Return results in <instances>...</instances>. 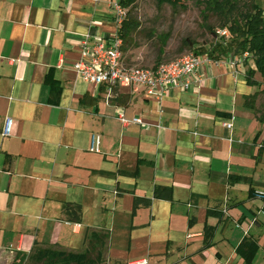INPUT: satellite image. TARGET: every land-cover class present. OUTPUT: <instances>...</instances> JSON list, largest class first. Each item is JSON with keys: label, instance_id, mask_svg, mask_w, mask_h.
<instances>
[{"label": "crops", "instance_id": "crops-1", "mask_svg": "<svg viewBox=\"0 0 264 264\" xmlns=\"http://www.w3.org/2000/svg\"><path fill=\"white\" fill-rule=\"evenodd\" d=\"M110 3L0 0V258L82 253L96 232L109 234L103 264H242L249 237L264 264V125L244 108L258 89L220 62L162 101L107 102L73 65L86 36L115 33ZM156 187L172 188V202L153 200Z\"/></svg>", "mask_w": 264, "mask_h": 264}, {"label": "trees", "instance_id": "trees-1", "mask_svg": "<svg viewBox=\"0 0 264 264\" xmlns=\"http://www.w3.org/2000/svg\"><path fill=\"white\" fill-rule=\"evenodd\" d=\"M138 0H121L123 7L129 10L127 19L123 22L119 29V35L123 39L124 45L129 41L133 33L139 28L140 24L133 19L131 8ZM159 6L169 5L173 8H178L182 5L183 0H153ZM237 0H210L213 9L218 11V14L228 21L224 24V29H228L231 39L225 45L215 43L209 51H195V56L208 55L212 61H220L222 57H227L233 53L236 56H243L248 53L254 62L255 69H248L245 73V82L247 86L257 88L258 92L253 95L244 97V108L251 111H257V100L260 95L264 94V9L255 3V0H250L244 11H239ZM157 67V66H156ZM155 67V68H156ZM260 75L261 80L256 79ZM55 87V86H54ZM52 85V88H54ZM87 98L85 97L81 103L86 105ZM131 101L130 96L118 95L111 100L112 104L120 107H125ZM218 116L229 118V113L217 112ZM257 121L264 125V114L260 113ZM263 150L262 147L258 150V155ZM233 177L229 178L231 182ZM246 180V179H243ZM249 183L248 181H246ZM250 184V183H249ZM173 191L169 187H156L154 190L153 200L172 202ZM250 196L255 195L250 188ZM146 203V201H145ZM147 203H150L148 201ZM213 214L208 211V215ZM78 220V219H76ZM215 228L205 226L204 248L212 246V238ZM108 233L93 232L91 240L88 243L86 251L82 253H74L61 251L55 248H36L32 255L18 253L13 264H24L28 257L31 258L33 264H103V250L107 246ZM259 251V245L253 238H245L242 243L236 248V254L241 258L242 264H254Z\"/></svg>", "mask_w": 264, "mask_h": 264}, {"label": "built area", "instance_id": "built-area-1", "mask_svg": "<svg viewBox=\"0 0 264 264\" xmlns=\"http://www.w3.org/2000/svg\"><path fill=\"white\" fill-rule=\"evenodd\" d=\"M110 5L116 27L115 33L107 38L86 36L82 41L80 57L73 65L74 72L81 80L104 90L107 102L122 95V92L131 96L143 95L162 101L171 91H189L196 82L202 80V69L213 64L218 66L220 63L221 60L212 61L208 55H188L176 62L152 69H136L127 66L123 53L124 42L118 32L127 19L129 10L122 6L121 0H111ZM230 36L228 29L216 31L217 42L222 45L228 42ZM248 55L246 53L243 56ZM235 58L234 54L222 57L233 68L236 65ZM119 119L124 125L143 124L140 119L129 120L124 114H120ZM12 126L13 122L9 119L3 129V137L11 136ZM224 127L230 130L232 124L225 123ZM90 151L100 153L99 137L92 140ZM256 197L264 202V191L258 192Z\"/></svg>", "mask_w": 264, "mask_h": 264}, {"label": "rangeland", "instance_id": "rangeland-1", "mask_svg": "<svg viewBox=\"0 0 264 264\" xmlns=\"http://www.w3.org/2000/svg\"><path fill=\"white\" fill-rule=\"evenodd\" d=\"M249 1L237 0L239 11H244ZM255 3L264 9V0H255ZM131 15L140 28L124 45L123 53L126 65L136 69L167 65L194 55L197 50L209 51L217 43L216 31L224 29L228 21L212 8L210 0H183L178 8L159 6L153 0H138L131 8ZM235 57L239 74L254 69L250 55ZM220 62L223 64L225 59ZM226 64L223 65L228 67ZM256 79L262 81L260 75ZM260 113L264 114V94L259 96L257 111H254L256 117ZM7 261L11 264L9 259L0 258V264H7ZM24 264H33L31 258L28 257Z\"/></svg>", "mask_w": 264, "mask_h": 264}]
</instances>
